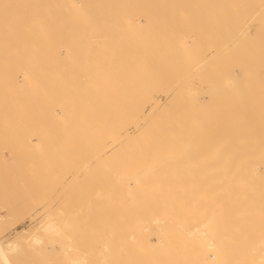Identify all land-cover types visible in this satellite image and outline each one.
Returning a JSON list of instances; mask_svg holds the SVG:
<instances>
[{"label":"bare ground","instance_id":"1","mask_svg":"<svg viewBox=\"0 0 264 264\" xmlns=\"http://www.w3.org/2000/svg\"><path fill=\"white\" fill-rule=\"evenodd\" d=\"M101 45L102 47H100ZM72 66L76 67V73L71 70ZM20 81L25 84L27 94L30 90L34 92L30 91L29 94L36 93L31 95V97L36 96L35 102L38 100V104L42 103V106L45 104L43 107L39 104L41 114L37 108L39 106L33 101L34 97H32V101H29V95L26 94L28 102L31 103L29 105L27 102L28 110L24 106L26 102L24 101L25 98L22 99L23 92L19 91ZM0 92V106H2L0 117V145L2 147L0 146V148H2V155H4L1 159L6 165L5 171H0V175H7V178L10 176L11 180L13 168L19 165L17 164L18 161L20 163L26 161L28 167L31 163L30 166L36 168L32 167L31 173L26 172L28 174L23 171V168H16L17 171L22 170L23 175L24 173L26 175H21L24 177L23 179L19 175V179L23 183L22 180L29 174H31L29 177H32V173L36 169V172L41 175L44 170L41 173L38 171L40 169L38 167L47 164L45 172L47 175L42 174V177L47 176L43 178L47 181L42 180V177L40 178L36 172L34 173V175L37 174L35 176L38 177L40 183L41 180L45 182L42 183L43 185L35 180L36 177L35 179L32 177V180L27 177L31 180L30 187L28 183L26 184L28 189L17 185L10 190L8 186H12V181H9L8 190L4 191L1 188L4 192H0V222L12 217L14 212L18 214V207L22 210L19 201L22 202V197L27 190L26 194L29 196H24L27 199L30 198V203L33 200L31 201L29 189L35 191L37 197L34 196V200L37 201L35 198H39V202H36V207L30 205L33 209L32 212L30 211V215L29 212L22 210L23 213L28 214V216L26 215L28 217L26 226H22L19 228L20 230H15L5 242H1L0 238V264H12L9 263L8 255L14 254L16 251L20 254L19 240H25L27 243L31 241V245L29 244L27 249L35 248V245L38 246L37 240L40 241V239H36L39 236H36L37 232L41 233V238L42 235L45 237L47 233L48 242L39 244L38 249L37 247L36 250L34 249L35 252L33 251V253L36 258L33 264H50L45 261V258L50 259L48 255L60 253L68 254V257L63 258L64 261L61 259L62 256L60 257L64 263L67 259L69 264L71 260L75 264H87V262L92 261L91 256L86 260L80 257L84 253L81 252L82 249L80 251L77 248L80 241L76 245L74 239L76 241L79 237V240L86 242L91 237L79 235L83 233L80 229L81 226L79 228L81 232H77L79 227H77V223L82 220V218L79 219L80 216L78 215L82 214L83 202L86 201L85 206L88 205V197L92 201V192L94 194L99 193L98 195L102 194L99 189L98 192L96 190L90 192L91 189L86 190L87 194L90 192L89 196L86 195L87 198L83 196L82 204L79 202V205L77 204L81 210L75 211L78 210L77 205L75 206L76 197L74 196V201L71 199L73 192L68 193L70 186L66 191V189H61L60 182H57V179L62 176H58V173H61L59 171L61 168L58 169V165L61 163L57 164L55 160L51 162L50 160L53 158L48 157L49 154L47 157L50 160L45 162L41 161L40 156H29L28 149L26 150L28 157L25 155L24 150L26 146H29L25 143L34 144L33 141L37 143L39 141H37L38 133L39 136H43L40 138L44 141H49L48 138L50 137H54L51 140H59L58 142L72 141V144L68 146L57 143L56 146H53V151L61 157L58 160L65 159L62 163H66L68 169L72 167L73 163L76 165L79 163L78 166L81 169L82 166H85V169L90 167L87 170L92 175L85 169L83 170L85 173L88 172L87 175L81 172V169L79 170L81 175H79L78 166L71 168V171L74 169L75 172H73L78 173L81 179H83L82 176L86 175L87 178L85 176L84 179L88 181L90 179L91 183L93 181L91 178L95 179L93 176H97L99 172L103 174L99 173L101 177L96 178L101 179H95L94 182L100 183L106 179L104 184H108L107 181L110 182L111 179H120L121 182L116 181L115 184L112 180L111 182H113V187L117 184V189H114V192L117 193L115 190H119L121 199L112 196V192L109 191L112 189L111 185L109 190L107 188L108 191L105 195L107 205L112 207L108 208L107 206V208L113 209L112 214L117 213L113 214L114 216L119 215L117 208L124 210L121 209L123 208L121 203H124V199L129 202L136 201V206L142 209L143 215H148L157 210L158 212L161 211L158 214L156 212L157 215L153 213L152 218H148L150 214L144 215L147 219L138 214H133L134 218H129L134 220L137 217L135 223L139 225L140 218L138 216L141 217V226L145 225L143 222L149 224L146 225V228H144L145 226L141 228L140 225L139 227L134 225V222H130L129 219L125 220L128 216H124L125 222L121 223L123 211L120 212V216L113 217L115 218L112 219L113 221L121 219L119 225L125 226L124 224L127 223L128 226L125 228L119 227L117 224L114 225L112 228H115V234L105 235V239L108 238L104 239L107 243L103 242L102 239L96 243L97 241L93 237L90 238L93 243L102 242V245L105 243L102 252L95 255L96 244L93 247L90 241V244L82 245L85 246L84 248H86V244L92 245L91 248L87 247L90 250L93 247L92 251L86 248L89 252L85 251L87 253L85 255L93 253V259H96V262L98 261L100 264H120V262L125 264L123 229L137 232L138 229L143 230L151 227L154 222L156 223L154 226L157 224L163 226L166 223L170 227L171 219L165 221L163 218L169 217L166 215H169L170 209L178 207L179 211L172 215L175 223L178 218L184 219L185 217L186 219L187 215H191L196 216L200 222H205V225L210 226L211 230H214L215 227L222 230L226 227L230 230L232 224H238L239 230L236 231L235 236L233 231L232 238H236V240L234 239L236 247L242 251L240 257L243 261L240 259L239 263L249 262V258L252 257L246 258L247 260L243 257L244 250L249 251L248 254L250 255L247 246L251 247L252 242H244L243 236L245 234L242 233V228L247 227L248 229L255 222V236L259 243H255L257 246L253 245L259 247L261 251L263 250L260 257L262 259L261 264H264V0H0ZM19 93L23 95L21 98L23 102L20 101ZM39 93L42 95L41 102L39 101L41 97L37 98ZM46 96H48L47 99L49 98L47 103L44 102ZM49 102L50 104H48ZM46 104L47 106L50 105L48 108L51 112L49 110L50 113L48 114ZM29 106L36 112L34 113L33 109V111L30 110L31 116L40 115L38 117L35 115L38 120L37 118H33L36 121L27 120L28 117L30 118L28 116ZM147 106L148 108L145 110ZM49 114L50 122L47 121ZM40 119L44 123L39 122ZM33 121H35L34 124L38 122L40 125L43 124V126L41 125L43 130H40L39 124V126L37 124L32 125ZM49 123L53 125L51 134V129L48 133L51 126ZM32 126L39 127V130L36 127L33 131ZM131 129H133L132 133H130ZM156 136L172 137L169 139H142ZM42 139L40 143L43 142ZM185 140H194L196 144L212 141L216 147V152L211 157L206 156L204 158L201 154L198 156L197 153V156L193 155L187 159H184L186 155L182 153H178L176 156L172 153L157 154L164 143L176 144L171 146L176 147ZM123 144H127L128 148L124 155H121L120 147ZM138 144H143L142 148H134ZM37 146L38 144L31 149L38 150V148L36 149ZM38 155H43V153ZM78 155L79 159L80 155L83 158L86 155L87 159H90V163L86 161L85 165L84 163L80 165L81 161L75 157ZM98 156L101 157L98 158ZM90 157L97 162L96 165L91 162ZM13 160H17L16 163ZM172 161H176L174 164L180 167L177 170H183L182 167L186 166L187 162L195 161L193 166L200 168V177L202 176L199 177L198 181L194 182V176L189 177V175L184 179L180 173L175 177H180L181 190L199 187L200 191L193 196L190 202L181 199V204L175 202V204L164 206L160 203V199L165 196L166 198L176 197L172 198L171 201L184 197H177L178 192L171 191L170 185L158 180L159 170L167 168V165ZM24 162L23 164H25ZM112 163L113 165H111ZM90 164H92V168L89 166ZM97 165L104 167L111 165L110 168L112 169L108 171L110 173L114 170L113 173L109 175L108 171L106 172L110 176V180L102 172L103 170H99L98 173L97 170H93L94 166L95 168L99 167ZM117 165L120 168L116 167ZM113 166L118 168V171L116 170L117 178L116 176L112 178V175H115V167L113 168ZM66 171L69 173V170ZM73 175L76 176L72 173ZM72 176H70L71 180ZM79 177L73 176L75 178L73 181ZM2 178L4 179V177ZM7 178L4 180L9 179ZM3 179H0V183ZM84 179L83 181H85ZM88 181L85 182L88 184ZM94 182L89 184L91 186L96 185V188L102 186V184L97 185ZM111 182L110 184H112ZM18 183L20 182L18 181ZM77 183L79 184L80 180ZM75 185L77 186V184ZM5 186L3 185V187ZM80 186L81 184L76 190L80 189ZM63 187L65 188V186ZM34 191L32 192L34 193ZM84 192L83 190L82 192L79 191L78 195L80 196L78 197L80 198ZM42 194L46 195L44 200L40 199L43 198ZM98 195L93 196L98 199ZM115 196H118V193ZM84 199L85 201H83ZM114 199L121 200L119 201L121 207H117L118 204L115 206ZM100 200L102 201V197ZM111 200L115 203L116 209L112 206ZM96 202L97 200H95ZM97 203L99 204V199ZM99 205L95 206V208L102 207L101 209L97 208L98 213H96L97 210L95 213L93 210L91 212V209L94 208L84 206L85 209H90L85 211L92 213V216L94 214L92 218L95 222H97L95 220L96 215H103L99 212L104 207L101 206V203ZM26 206L27 208L30 207L28 204ZM20 209L19 212L22 213ZM88 212H83L86 213L83 216L91 217ZM112 214L108 211V217ZM98 216L97 218H100ZM158 216H162V223L165 221L163 224L159 218L157 222L158 220L160 222H156ZM85 217V220L92 224L91 226L87 223L91 227L89 228L93 229V231H88V234L91 232L90 235H93L95 225V228L98 229L97 227L101 226V222L100 225L99 222L94 225L95 222L92 223L91 220H87V216ZM150 218L155 220H153V224ZM143 219H149V221ZM181 219L177 225L181 223ZM75 220L78 222L76 223ZM100 220L102 219H98V221ZM105 221L107 222L108 219ZM117 221L119 222V220ZM80 223L81 221L78 224L80 225ZM221 223L224 224L221 226L223 228L216 225L213 228L214 224L221 225ZM184 224L186 225V221ZM132 225L138 229H134ZM202 226L204 225H200L201 228L206 227ZM102 227L98 229L100 232L98 230L95 232L102 233L104 230ZM118 227L120 229L117 231ZM62 228L70 231V234L62 235ZM73 229H76L75 232L78 234L73 233ZM213 230L211 231L212 234H208L209 231L207 234L205 232L206 235L203 231V234L206 237L211 236L209 243L214 245V234L217 232L220 235L222 231L213 232ZM231 230L237 229L231 228ZM112 234L117 236L111 237ZM246 234L248 233L246 232ZM131 235L135 237L134 234ZM81 236L86 239H80ZM223 237L221 236V238ZM232 238L230 237V239ZM223 239L224 241H222ZM223 239H221L220 246L225 244L223 242L230 244L229 238ZM32 240L36 241V243L34 242L35 245ZM44 241L42 239V242ZM204 243L208 246L207 242H203V245ZM244 243H248L246 247H244ZM213 245L209 246L212 248ZM241 245L244 248H241ZM220 246L218 248L215 246L218 249L215 253H220L224 249L227 250L225 246L219 249ZM215 247L212 250L216 249ZM236 247L234 252L238 249ZM22 249L24 248L22 247ZM75 250L80 252H76L79 256L75 254ZM226 250L221 252L224 253L223 256L220 255L221 257H219L218 255V264L222 262L219 261L220 258L226 260L225 257L230 252L225 254ZM30 251L32 253V250ZM231 252L230 255L233 256L235 253ZM215 253L214 255H216ZM248 254L244 256L248 257ZM52 258L54 256L49 262L56 263L54 262L55 258ZM229 259L231 262L237 260L236 257L232 259L231 256ZM61 260L59 264H61ZM253 261L255 260L253 259ZM253 261L250 260L251 263ZM63 262L62 264H64ZM228 263L230 264V262ZM236 263L235 261L234 264ZM254 264L256 263L254 262Z\"/></svg>","mask_w":264,"mask_h":264},{"label":"rangeland","instance_id":"2","mask_svg":"<svg viewBox=\"0 0 264 264\" xmlns=\"http://www.w3.org/2000/svg\"><path fill=\"white\" fill-rule=\"evenodd\" d=\"M100 47H102V45L100 46ZM74 73H76L75 71H76V67L75 66H72V69H71ZM19 80H22V79H19ZM19 80H17V81H19ZM22 83V81H20V83H19V91H21V93L23 92V94H24V96L21 94V93H19V97H20V101L23 99L24 100V98H25V102H26V105H24V103H22L25 107L27 106V104L29 103V105H30V103L31 102H28V99H27V96H26V92H27V90H26V88H25V84H23ZM30 91H32V90H30ZM29 91V92H30ZM29 92H28V94L27 95H29L28 96V98H29V101L32 99V97H34V96H32L31 97V95H34V94H36V93H34V94H29ZM32 92H34V91H32ZM31 92V93H32ZM20 94H21V96H20ZM22 96H23V98H22ZM26 96V97H25ZM37 98H39V96L41 97L40 99H39V101L41 102L42 101V95H40V93H39V95L37 94ZM47 97L48 96H46V100L44 101V99H43V101L45 102V103H47V101H49V98L47 99ZM164 97V96H163ZM22 98V99H21ZM35 98H36V96L33 98V101H34V103H37V101L35 102ZM160 98V97H159ZM163 99V98H162ZM23 100L21 101V102H23ZM32 101V100H31ZM28 102V103H27ZM33 103V105L34 106H36V104H34ZM0 104H1V92H0ZM40 105H41V107H43V106H45V104H43V106H42V103H39ZM39 104L37 103V105L39 106ZM48 104H50V102L48 103ZM31 106H32V104H31ZM31 106H29V111H28V116H30V118L28 117V119L27 120H30L31 121V119H33V118H37L38 116H40V115H37V114H35L37 117H35V115L34 116H31V114L29 113L30 112V110H32L33 108H35V107H31ZM46 106H47V104H46ZM48 106H50V105H48ZM48 106H47V108H48ZM31 107V108H30ZM37 107V106H36ZM40 106L39 107H37V108H39V113H40V108H41ZM46 108V107H45ZM148 108V106L145 108V110ZM25 109V108H24ZM26 109L28 110V107H26ZM25 109V110H26ZM36 109V108H35ZM43 109V108H42ZM41 109V110H42ZM26 110V111H27ZM34 110V109H33ZM32 110V111H33ZM47 110V109H46ZM49 110H50V108H48V110L46 111L47 112V114L48 113H50L51 112V110H50V112H49ZM32 113V112H31ZM34 113H36L35 112V110H34ZM33 113V114H34ZM37 113H38V111H37ZM1 114H2V106H0V117H1ZM30 114V115H29ZM41 114V113H40ZM51 115H52V113H51ZM27 117V116H26ZM49 118V119H48ZM48 118H47V121H49L50 122V114H49V116H48ZM35 119H33V120H35ZM37 120H38V118H37ZM36 121V120H35ZM35 121H33V124L32 125H40V123L39 122H41V119H40V121L38 122V123H35L34 124V122ZM47 121H45V123H47ZM29 122V121H28ZM31 123V122H30ZM41 123H44V121L43 122H41ZM29 124V123H28ZM50 124V123H49ZM48 124V125H49ZM53 124V123H52ZM38 125V126H39ZM42 126H43V124H41ZM41 125L39 126V127H41ZM48 125H46V126H48ZM51 125V124H50ZM33 127V128H32ZM31 128H32V130L34 131V128H36V127H34V126H32ZM39 127H37V129L39 130ZM48 128H49V126H48ZM52 128H53V125H51L50 126V128L48 129V133H49V130L51 131L50 132V134L52 133ZM36 129V130H37ZM31 130V131H32ZM37 130V131H38ZM40 130H43V127H41L40 128ZM47 130V129H46ZM37 131H35L36 133H37ZM41 132V131H40ZM47 132V131H46ZM133 132V129H131V132L130 133H132ZM42 134H43V131H42ZM40 135H41V133H40ZM42 136V135H41ZM41 136H39V133H38V137L40 138ZM51 136V135H50ZM43 137V136H42ZM172 137V136H171ZM171 137H167V136H159V137H151V138H149V137H145V138H142V139H144V140H146V139H149V140H151V139H154V138H159V139H169V138H171ZM37 139V143H36V141L34 142H32V143H34V144H30V143H25V145L26 144H28L29 146V148L26 146V148H25V155L28 157V154H26V150L28 149V151H27V153L29 152V156H31V155H35V156H40V159L42 158V160L41 161H46V160H50L48 157H52L53 159H51L50 161L52 162V160L54 161H57L56 163L57 164H59V163H61V164H59L58 165V169H59V167L61 168V169H59V171H61V173L59 172L58 174V176H60V175H62V176H60L59 178L60 179H57L58 181V183H59V186H60V188L62 189H66V191H68L67 189H69L68 188V186H70V189H69V191H68V193L70 194V192H73V194H71V199L73 200V198H74V196L76 197V200H75V206L78 204V202L79 203H81L82 204V198H83V196L85 197L86 195H88L90 192H92V191H94V190H100V192H101V194L102 195H98V194H94V192H92L91 193V195H92V201H90L91 199L88 197H85V198H87L89 201H87V203H88V205H86L85 206V204H86V201H85V199L83 200V201H85V202H83V204H82V206H81V204H80V207H82L81 209L79 208V204L76 206L77 208H78V210H75V211H79V210H81L80 212L82 213L81 215H82V217H81V215H78V216H80L79 217V219H81L82 218V220H79V222L81 221V223H80V225L78 224L79 222H78V220H77V222H76V220H75V222L77 223V232L78 231H80L81 232V230L80 229H82V231H83V233H81V234H79V235H82V236H84V237H89V236H91V237H89L87 240L88 241H86V242H84V241H82V240H79V237L76 239V241H75V239H74V242H75V244L77 245V242L79 243V241H80V244H78L77 246V248L78 249H80V251H81V249L83 250V251H81V252H83L84 253V255L83 256H80V257H83V259H85L86 260V258L88 259L90 256L92 257V261H90V262H87V261H84V262H87V264H100L98 261L96 262L95 260L96 259H93V257L94 256H92V254L90 255V253L88 254V255H85V254H87V253H85V251L86 252H89V248H91V246L93 245V247H95L94 245L96 244V243H98V240L99 239H102L103 240V242H105V243H107L105 240L106 239H108V238H106L105 239V235L106 234H111V233H113V234H115V228H112L114 225H116L117 224V226H122V225H119V224H121L122 222H125V220H127V219H129V218H131V217H133L134 215L133 214H138L139 216H141V217H143L144 219H147V217H144V215H146V214H142L141 212V208L139 207H137L136 205H137V202L136 201H133V202H129V201H127L126 199H124L123 201H124V203L122 202L121 203V205H123L122 207L123 208H121V209H124V210H120L119 208H117V207H121V205H120V202L119 201H121V200H115V201H113V200H111V202L113 201V202H116V205L115 206H117V204H118V206L117 207H115L114 206V204L115 203H113V205L112 206H114L115 207V209L116 210H118V213H119V215L118 216H120V212L121 211H123V216L121 217L122 218V220L121 219H116L115 221H113L115 218H113V217H115V216H117V215H113V214H117L116 212L115 213H113L112 214V212H113V209L111 210V209H108V208H112V207H110V206H108L107 204V202H106V199H105V195L107 194V191L110 189V185H111V187H112V189L111 190H109V191H111L112 192V196L114 195V197H119L118 199H121V194L119 193V190L117 191V190H115L117 193H118V196H115L117 193H115L114 192V189H117V184L113 187L112 185H113V182H114V184H115V182L116 181H118V182H121L120 181V179L119 180H114V179H111L110 178V176L109 175H111L112 173H113V171L114 170H112L110 173H109V171L108 170H110V169H112V168H110L111 167V165H113V163L110 165V167H104V166H100V165H97V166H99V167H96L95 168V166L93 167L94 169L93 170H97V173H98V171L99 170H103L102 172H104L105 174V176L110 180H112L113 182H111V180H110V182L112 183V184H110V182H108L107 181V183L108 184H104V181L106 180H103V182L101 183H98L97 181H95L94 182V180L96 179V180H98L96 177H101V175L100 174H103V173H101V172H99L98 174H97V176H93V177H95V179L94 178H91V179H93V181H91V183H95V184H97V185H101L102 184V186H104L102 189H101V187H98L97 186V188H96V185L94 186V184L91 186L90 184V179H89V181L88 180H85L84 179V177L87 175V173L89 172V174H91L90 173V171H88L89 169H90V167H88V165H86L87 167V169H85V166H82V169L81 168H79L80 166H78V164L76 165V164H72L71 166L72 167H69V169L67 168V165H66V163H62L63 162V160H65V159H61V160H58V158L60 159L61 157L57 154L56 155V153H54V151H53V146H56L57 145V143H61L63 146H68V145H71L72 144V141L71 142H69V141H67V140H65V141H61V142H58L59 140H51V139H53L54 137H50V138H48V137H44V138H48V139H50L49 141H47L46 139V141H44V139H42V138H40V139ZM43 140V142H41L40 143V140ZM126 140V139H125ZM232 141H233V139H232ZM38 144V146L36 147V149L38 148V150H35V148H32L31 149V147H35V145L36 144ZM42 144V145H41ZM33 145V146H32ZM173 145H176V144H171V143H169V142H167V143H164V145H163V147L162 148H159V150H158V153L157 154H160V155H163V154H171L172 153V155H174V156H176L178 153H182V154H185L186 156H184V159H187V158H191V157H193V155H196L197 156V153H198V156H200V154L205 158L206 156H212L215 152H216V147H215V145L212 143V141H207V142H205V143H202V144H196L195 143V141L194 140H185V141H183V143L182 144H179V145H177L176 147L174 146V147H171V146H173ZM1 146V145H0ZM142 146H143V144H138L137 146H135L134 148H137V147H141L142 148ZM158 146H160V144H158ZM2 147V146H1ZM43 147V148H42ZM49 148V150H48V148ZM122 147V148H121ZM121 147H120V149H121V151H122V154L121 155H124V153H125V151L127 150V148H128V145L127 144H123V145H121ZM169 147H171V148H169ZM51 148H52V150H51ZM2 148H0V159H1V157L2 156H4V155H2L3 154V151L1 150ZM36 151H34V150ZM43 149V150H42ZM55 149V148H54ZM33 150V151H32ZM73 150V149H72ZM23 151V152H24ZM49 151V152H48ZM37 152H40V153H37ZM35 153V154H34ZM43 153V155H38V154H42ZM65 154H71V153H67V152H64ZM47 154H49V156L47 155ZM54 154V155H53ZM48 156V157H47ZM75 157H77L78 159H79V155L78 156H75ZM86 157V155L84 156V158ZM93 158H94V156H92ZM97 157V156H96ZM99 157H101V156H98V158ZM202 157V158H203ZM77 158H75V159H77ZM83 158V156H81L80 155V165H81V163H82V165H83V163H84V165L86 164V161L88 162V163H90V159H87L88 157H86L85 158V160H83L82 159ZM91 158V157H90ZM44 159V160H43ZM87 159V160H86ZM92 159V158H91ZM93 160V161H92ZM91 160V162L93 163L94 162V164L96 165V161H94V159H92ZM15 161H17V160H13V162L14 163H16ZM60 161V162H59ZM85 161V162H84ZM24 162V161H23ZM23 162H21L20 163V161H18V163L17 164H19V165H16V167L15 168H13L14 170H13V173H12V175H11V180H10V176H8V178L6 177V176H3L2 174V176H1V178L0 179H3L2 177H4V179H8V180H4L5 182H7V183H5L3 180H1L2 181V183H0V184H2L1 185V187H0V192H4V191H6V189L8 190V188H7V186L10 184V182H11V184H12V186H8V187H10V190L12 189V188H15V187H17V185L19 186V187H21V186H23L24 187V189H26L27 188V186L28 185H26L27 183L29 184L30 183V181L32 180V177H34V179H35V177L37 176V174H39L38 172H36L37 171V169L35 170V172L37 173V174H35L34 175V173H32L33 175H32V177H29L31 174H29V176L27 175V177H29L31 180H29V178H27V177H25V179L24 180H22V182L24 183H21V179H23L24 177V175H25V173L26 172H30L31 173V170H32V167L33 166H30L31 165V163H29V167H31V169H29V167L27 166V164L25 163V164H23ZM43 162V163H44ZM50 162V163H51ZM113 162H115V161H113ZM116 162H117V160H116ZM27 163H28V161H27ZM42 163V162H41ZM87 163V164H88ZM108 164H109V162H107ZM174 163H176V161H172L170 164H168L167 165V168H165V169H162V170H159L160 172H159V176H158V180H160V181H162L164 184H168V185H170V187H171V191H174V192H178V194H177V197H181V196H184V197H182V198H179V199H176V200H172L171 201V199L172 198H176V197H172V198H166V196L164 197V198H162V199H160L161 200V204L162 205H167V204H175V202L176 203H178V204H181L182 203V200L181 199H184V200H187V201H192V198H193V196H195V194H197V193H199V191H200V189H199V187H197V188H192L191 190H189V189H183V190H185L184 192H181V191H183V190H181V185H180V183H179V181H180V177L179 178H177V177H175L176 175H179V173H180V175L185 179V177H187V175H189V177H192V176H194V178H193V181L195 182V181H198L201 177H200V168L198 167V168H196V166H193V164L195 163V161L194 162H191V163H189V162H187V165L186 166H184V167H182V169L183 170H177V169H179L180 167H178L177 166V164H174ZM1 164H2V166H1ZM20 164L22 165V167L20 166ZM25 165V166H24ZM33 165V164H32ZM43 165V167L41 166V167H38V171L39 172H43V170H44V172L43 173H45L46 172V169H47V164L45 165V164H42ZM66 167H65V166ZM92 164H90L89 166H91ZM106 165V164H105ZM18 166V167H17ZM24 166V167H23ZM63 166V167H62ZM74 166H78V168L79 169H77V168H75V169H77L78 171L81 169L82 171L81 172H84L85 173V171L87 170L88 172H86L85 174H83V175H85V176H82V178L85 180V181H88L89 183V185L87 184V182H85V181H83V179H81L80 177H79V175H81V173H80V171H79V175H78V173H74L75 172V170L74 169H72V171H71V168H74ZM180 166V165H179ZM191 167V168H188V167ZM46 167V168H45ZM84 167V168H83ZM102 167V168H101ZM115 166H113V168H114ZM116 167H119V165H117ZM115 167V172H114V176L112 175V178L113 177H115L116 176V178H117V174L118 173H116V170L118 171V168H116ZM4 168H6V165H5V163L3 162V159H1L0 160V171L2 172V170L3 171H5V169ZM16 168H23V171L25 172L24 173V175H23V172H22V170H19L21 173L19 174V171H17L18 169H16ZM33 168H36V167H33ZM43 168V169H42ZM69 170V173L70 172H72L73 174H76V176L75 175H73L74 177H79L78 179H76V181L74 180L73 181V179H75V178H73V176H72V173H68L66 170ZM91 168H92V166H91ZM120 168V167H119ZM188 168V169H187ZM83 169H85V171L83 170ZM176 170V171H175ZM198 170H199V173H198ZM34 171V170H33ZM74 171V172H73ZM108 171V172H107ZM184 171H185V173H184ZM62 172H64V173H62ZM92 172V171H91ZM94 172V171H93ZM109 173V175H107V173ZM121 172V171H120ZM119 172V173H120ZM123 172V171H122ZM4 173V172H3ZM6 173V172H5ZM4 173V174H5ZM17 173V174H16ZM28 173H26V174H28ZM42 173V174H43ZM68 173V174H67ZM94 173V174H95ZM16 174V175H15ZM42 174L40 175H38V176H40V178L42 177ZM46 175H47V173H45ZM13 175H14V177H13ZM21 175H23V176H21V179H19L20 178V176ZM92 175V174H91ZM90 175V176H91ZM18 176V177H17ZM26 176V175H25ZM70 176H72V180H71V177ZM6 177V178H5ZM45 177V175L42 177V180H44L43 178ZM47 177V176H46ZM45 177V178H46ZM67 177H69V178H67ZM103 177V176H102ZM120 177V176H119ZM200 177V178H199ZM14 178V179H13ZM37 179H35V180H37L38 181V177H36ZM61 178H63V179H61ZM85 178H87V176L85 177ZM28 179V180H27ZM48 179V178H47ZM66 179H67V181H66ZM71 180V181H73L72 183H70L69 182V180ZM101 179V178H100ZM99 179V180H100ZM15 180V181H14ZM26 180V182H24ZM35 180H33V181H35ZM40 180V179H39ZM41 180V183L39 182V184H42V183H45L44 181L46 180H44V181H42ZM78 180H80V183L78 184L77 183V181ZM10 181V182H9ZM16 181H17V183H18V181L21 183V185H19L20 183H16ZM47 181V180H46ZM14 182H15V184H14ZM74 182H75V184H77V186L74 184ZM97 182V183H96ZM70 183V184H69ZM117 183V182H116ZM46 184H48V183H46ZM45 184V185H46ZM63 184V185H62ZM65 184V185H64ZM74 184V185H73ZM81 184V186H80V189H77V190H79L80 192H82V190L83 191H85L84 193H82L81 194V197L79 198L78 196H80V195H78L79 193V191L77 192V190H76V188H78V185H80ZM84 184V185H83ZM3 185L5 186V187H3ZM30 185L31 184H29V187H30ZM43 185V184H42ZM44 185V186H45ZM73 186V188H72V186ZM82 185H83V187H82ZM105 185H107L106 187H105ZM195 185V184H194ZM63 186H65V188L63 187ZM75 186V187H74ZM88 186L90 187L91 186V188H88ZM186 186H187V182H186ZM26 187V188H25ZM88 188V189H86V188ZM4 190H2V189ZM5 188V189H4ZM83 188V189H82ZM106 188V189H105ZM107 188H108V190H107ZM23 189V188H22ZM28 189V188H27ZM91 189V190H90ZM31 190V191H30ZM36 190V189H35ZM86 190H90V192L87 194L86 193ZM98 190V191H99ZM102 190V191H101ZM32 191H34V190H32V189H29V193L31 192V194H30V197L32 198L31 199V201L33 200V201H35L34 200V196H36V194H35V191H34V193L32 192ZM97 191V192H98ZM191 191V192H190ZM27 192H28V190H27ZM27 192H25V194L24 195H26V196H29V195H27L26 193ZM77 192V193H76ZM202 192V191H201ZM200 192V193H201ZM34 195H33V194ZM86 193V194H85ZM96 193V192H95ZM109 193V192H108ZM44 194V193H43ZM42 194V196H43V198L41 197L40 199H42V200H44L46 197V195H43ZM84 194V195H83ZM23 195V197H22V202H21V200L19 201L20 202V206L22 207V210H23V212L24 211H26V212H29L28 214L30 215L31 214V212H32V207H36L37 206V203L39 202V198H35V199H37V201H35V203H36V205H35V203H33V201L30 203V198L28 197V199L26 198V196H24ZM31 195H33V196H31ZM77 195V196H76ZM90 195V196H91ZM93 195H98V199H99V204L101 203V206H103L104 208H103V210H100L101 212H99L100 214L102 213L103 215H100V216H98V215H96V217H95V220H97V222H95L94 221V218H92V217H94V214H93V216H92V213H90V212H88L89 210H88V208H86L88 211H85L86 209H85V207H91V208H94V209H91V212H92V210L94 211V213L96 212L95 210H97V212L96 213H98V209L97 208H99V207H96L95 208V206L97 205V206H100L97 202H98V199H95V198H97V197H94ZM0 196H1V194H0ZM102 197V201H103V205H102V201L100 200L101 199V197ZM176 196V195H175ZM37 197V196H36ZM39 197V196H38ZM77 197H78V199L80 200H78L77 199ZM93 197H94V201H93ZM24 200V201H23ZM29 201V203H28V201ZM95 200H97V204L95 203ZM74 201V200H73ZM101 201V202H100ZM19 202L17 203L18 205H19ZM28 204V206H30L31 207V209H29L30 207H28L27 208V206H26V204ZM91 202V203H90ZM109 202V201H108ZM125 202H127V203H125ZM23 204H25V205H23ZM34 204V205H33ZM90 204H91V206H90ZM94 204H96L95 206H94ZM110 204V203H109ZM111 205V204H110ZM24 206V207H23ZM85 206V207H84ZM107 206H108V208H107ZM18 207V206H17ZM29 209V211H27V209ZM113 207V208H114ZM76 208V209H77ZM84 208V209H83ZM102 207H100L99 209H101ZM108 209V211H109V213L111 212V214L113 215H111L110 217H108V211H107V209ZM19 207H18V214H17V212H14L13 213V216L12 217H9V218H7V219H3L1 222H0V226H1V228H2V230L0 231V238H1V242H5L6 240H7V238L8 237H10V235H12L13 233H14V231L15 230H17V229H19V228H22V226L24 227V225L26 226L28 223H27V216H28V214L25 212V213H23L22 212V210L20 209V211L22 212V213H20L19 212ZM114 209V210H115ZM17 210H15V211H17ZM115 210V211H116ZM120 210V211H119ZM169 210V209H168ZM31 211V212H30ZM177 211H179V208L177 207V208H175V207H173V209H170L169 210V215H166V213H164L165 215H166V217H168V218H163V220H165V221H169L168 219L170 218L171 219V225H169L170 227H168L167 226V224L166 223H164L165 221H163V223L165 224H163L162 223V219H161V217H157L156 218V222H157V219L159 218V220L161 221V223L163 224V226H160V224L158 225H156V226H154V224H156L154 221V219H155V217H156V215L158 214V213H161V211H159L158 212V210L157 211H153V213H155L156 214V212H157V214L155 215V217H154V221L151 219L152 218V212L151 213H149L150 214V216H148V215H146V216H148V218L149 217H151L150 218V220L152 221V224H153V222H154V224L151 226V222H150V226L151 227H148L147 229H138V228H134L133 227V225H132V227L134 228V229H138V231L137 232H135V231H130V230H125V229H123L124 231H123V241H124V261H125V264H218V260H217V257H218V255H219V257H221L220 255H224V253H221V252H224V250H226V249H224V250H221V252L220 253H215V251L217 250L218 251V246H220L221 245V239H223V238H226V239H230V237L232 238L233 237V233L235 232V234H234V236L237 234V232L236 231H238L239 230V227H238V224H230L231 226V228L232 229H237V230H231V228H230V230L229 229H226V227H224V229L222 230V229H217V227H215V225L216 226H218V227H221V226H224V224H222L221 223V225H217V224H214L213 225V228H214V230H213V232H216V231H222V233H220V235H218V233L216 232V234H214L215 235V237H213V239H215V242H213L214 240L212 239V242L213 243H215L214 245L213 244H211V243H209L210 242V238H212L211 236H205L206 234H207V232L209 231V230H211V227L209 226L208 227V225H205V222H200L199 221V219H197L196 218V216H189V215H187L188 217H186V219H185V217L184 216H181V217H184V219H181V218H178V221H177V219H176V221L177 222H179L180 220L179 219H181L182 221L183 220H185L186 221V225L184 224L185 223V221L182 223V221H181V223H182V225H181V223L180 224H178L177 225V222L175 223V219L173 218L174 216H172L174 213H176ZM187 211H190V210H187ZM80 212H79V214H80ZM83 212H88V214L90 213V215H91V217H88V215H84V216H87V220H91L92 221V223L93 222H95L94 223V225L95 224H97L98 222H99V225H100V222H101V226H99V227H97L98 229L100 228V227H102L104 230L102 231V233H96L97 231L96 230H98V229H96L95 227H96V225H95V227H94V229H95V231L93 232V235H90V233L88 234V231H93V229H90L91 227L90 226H88V224H91V222L89 223V222H87L85 219H86V217L84 218V216H83V214H86V213H83ZM106 212V213H105ZM129 212H131L129 215H127ZM78 213V212H77ZM122 213V212H121ZM15 214V215H14ZM76 214V213H75ZM142 214V215H141ZM164 214H163V217H165L164 216ZM171 214V215H170ZM27 215V216H26ZM110 215V214H109ZM132 215V216H131ZM159 215H161V214H159ZM76 216V215H75ZM78 216H77V219H78ZM97 216L98 217H100L102 220H100V221H98V219H100V218H97ZM104 216V217H103ZM117 216V217H118ZM124 216H128V218H126L125 219V217ZM136 216V215H135ZM138 216V218H140L141 219V217H139ZM106 217H108V218H106ZM89 218H92V219H89ZM97 218V219H96ZM111 220H110V219ZM120 218V217H119ZM123 218L125 219V220H123ZM134 218V217H133ZM137 218V217H136ZM135 218V219H136ZM173 218V219H172ZM85 220V222H84V220ZM105 219H108V221L106 222L105 221ZM113 219V220H112ZM135 219L134 220H130V222L131 221H133L134 223V225L136 224V225H138V223H135ZM139 219V222L141 223H139V225L141 226L142 225V219L140 220ZM143 219V220H144ZM110 220V221H109ZM117 220H119V222L117 221ZM120 220H121V223H120ZM138 220V219H137ZM158 220V222L157 223H159L160 221ZM111 221H113V222H111ZM144 221H149V219L148 220H144ZM207 221V220H206ZM83 222V223H82ZM129 222V221H128ZM138 222V221H137ZM88 223V224H87ZM199 223H202L204 226H202V227H205V228H201L200 227V225H202V224H199ZM3 224V225H2ZM111 224H113V225H111ZM130 224V223H129ZM132 224V223H131ZM143 224H145V225H143V226H141V228H143L144 226V228H146V225L148 226L149 224H147V222H143ZM161 224V225H162ZM125 226H128L127 225V223L126 224H124ZM139 225H138V227H139ZM184 225V226H183ZM199 225V226H198ZM236 225V226H235ZM80 226H81V228H80ZM91 226H92V224H91ZM125 226H122V227H125ZM229 226V225H228ZM234 226V227H233ZM90 227V228H89ZM92 227V228H93ZM109 227V228H108ZM118 227V229H117V231L120 229ZM129 227H131V226H129ZM128 227V228H129ZM165 227H168V228H165ZM236 227V228H235ZM0 228V229H1ZM80 228V229H79ZM90 230H89V229ZM102 228H101V230H102ZM108 228V229H107ZM125 228H127V227H125ZM153 228V229H152ZM163 228V229H162ZM201 228V229H200ZM210 228V229H209ZM221 228H223V227H221ZM227 228H229V227H227ZM152 229V230H151ZM195 229V231L193 232V230ZM200 229V230H199ZM204 229V230H203ZM207 229V230H206ZM209 229V230H208ZM20 230V229H19ZM132 230V229H131ZM139 230H141L140 232H139ZM146 230V231H145ZM151 232H150V231ZM198 230V231H197ZM202 230V231H201ZM211 230V231H212ZM76 231V229H73L72 230V232L73 233H77V232H75ZM99 232H100V230H98ZM203 231H204V234H205V232H206V234L204 235L203 234ZM211 231H209L208 232V234H212V232ZM234 231V232H233ZM255 231H256V223L254 222L252 225H251V227H249L248 229H247V227H245V228H242V233H244L245 235L243 236V238L245 239V241L244 242H252L251 244L253 245H255V243L256 244H258L259 242H257V240H258V238H256V236H255ZM41 232V231H40ZM65 232V233H64ZM70 231H68L67 229L65 230V228H62L61 229V234L62 235H67L68 233H69ZM80 232H78V233H80ZM107 232V233H106ZM134 232V233H133ZM139 232V233H138ZM159 232V233H158ZM191 232H193L192 234H191ZM246 232L248 233V234H246ZM39 232H37V234H36V236H38V238H36V239H40V241H38L37 240V244H38V246L37 245H35V243H36V241H34V240H32L33 241V244L35 245V248L37 247V249H38V247H39V244H44V243H47L48 241H47V239H46V236L48 237V234L46 233V236L44 237L43 235H42V238H41V233H39ZM72 233V234H73ZM77 233V234H78ZM88 234V235H85V234ZM96 233V234H95ZM138 233V234H137ZM146 233V234H145ZM148 233V234H147ZM152 233V234H151ZM153 233H155V234H153ZM42 234H43V232H42ZM70 234V233H69ZM68 234V235H69ZM95 234V235H94ZM111 235V237H114V236H117V235ZM117 234H119L118 232H117ZM131 234H134V236L135 237H133V235H131ZM160 234H162V235H160ZM199 234V235H198ZM203 234V235H202ZM45 235V234H44ZM108 235H107V237H108ZM130 235H131V238H129L130 237ZM138 235V236H137ZM149 235V236H148ZM151 235V236H150ZM213 235V236H214ZM230 235V236H229ZM78 236V235H77ZM82 236H81V238L80 239H86V238H82ZM103 238H102V237ZM141 236V237H140ZM148 236V237H147ZM200 236V237H199ZM221 236L223 237V238H221ZM229 236V237H228ZM40 237V238H39ZM75 237V236H74ZM92 237H93V239L95 240V241H97L96 243L94 242L93 243V241H91V239H92ZM147 237V238H146ZM203 237V238H202ZM91 238V239H90ZM128 238H129V240H131V241H129L128 240ZM221 238V239H220ZM42 239H43V241L44 242H42ZM90 239V240H89ZM105 239V240H104ZM113 239V238H112ZM111 239V240H112ZM115 239V238H114ZM117 239H118V237H117ZM210 239V240H209ZM218 239V240H217ZM228 239V241H229V243L230 244H226V242H223V243H225L224 245L222 244V246H225L226 247V245H227V250H226V252H225V254L228 252V251H230L234 246L236 247V242L234 241V239L236 240V238H232V239H230L229 240ZM257 239V240H256ZM120 240V239H119ZM146 240V241H145ZM204 240H206V241H204ZM209 240V241H208ZM25 241V240H24ZM23 240H19V242H18V244H19V246L21 245V248L19 247L18 249H21V250H19L20 251V254L16 251L14 254H9L8 256H9V263H12V264H33V262H34V260H35V258L36 257H34V253H33V251H34V249L35 248H32L31 246H30V248H32V249H27V246H29V244L31 245V241H28V243L25 241L24 242ZM91 242V246H89L88 244H90V242ZM101 241V240H100ZM99 241V242H100ZM219 241V242H218ZM222 241H224V239L222 240ZM225 241H227V240H225ZM35 242V243H34ZM203 242H207V244H208V246L210 245V246H212L213 245V247H215L216 249H214V250H212V248L209 246V248H208V246L206 245V243H204V245H203ZM26 243V244H25ZM85 243H88V244H86V248L87 247H89V248H87V249H89L88 251L86 250V248H84L85 246H82V245H84ZM101 243V244H100ZM99 244H96V248H95V255L98 253V252H102L103 251V248H104V245H105V243L102 245V242H100ZM217 243H219L218 245H216ZM232 244H235V245H232ZM246 244H248V243H244V247H246L247 245ZM34 245H33V247H34ZM229 245H231V246H233V247H231V246H229ZM242 245H243V243H242ZM241 245V248H244L243 246ZM250 245L251 247H249V246H247V248L250 250V255L248 254L249 253V251H247V250H244V249H242V250H244L245 252H247V254L249 255L248 257L247 256H244V255H247V254H245V252L243 253L244 255H243V257L246 259H248L250 256H252L251 258H249L251 261H253V259L255 260V261H253V263H251L250 262V260H248L249 262H246V261H244V262H242L243 260L241 259V257L240 256H242V251H240V249L238 248V247H236V248H238V249H236L235 250V252L233 251L234 249H235V247L232 249V252L231 253H235V254H233V256H232V254L230 255V252H228V255H227V257H225L226 258V260L224 261V260H222L221 258V260L219 259V261H222L221 263L223 264H229L228 262H230V264L233 262V264L235 263V261L238 263V264H249V263H251V264H254V262L256 263V264H261V262H262V259H261V255L263 254V250L261 251L260 249H259V247H255V246H257V245ZM222 246H220L219 247V249L222 247ZM22 247L24 248V249H22ZM26 247V248H25ZM81 247V248H80ZM93 247H92V249H93ZM225 247H223V248H225ZM75 248H76V246H75ZM76 248V249H77ZM85 250H84V249ZM222 248V249H223ZM229 248H231L230 250H229ZM246 248V249H247ZM258 248V249H257ZM77 249V250H78ZM92 249L90 250V251H92ZM30 250H32V253H31V251ZM36 250V249H35ZM239 250V251H238ZM22 251V252H21ZM94 251V250H93ZM238 251V252H237ZM35 252V251H34ZM76 250H75V254H76ZM141 252V253H140ZM144 252V253H143ZM241 252V253H240ZM23 253V254H22ZM77 253H80L79 251L77 252ZM214 253L217 255H214ZM237 253H239V254H237ZM262 253V254H261ZM19 254V255H18ZM74 254V255H75ZM239 255L238 257H239V261H238V257H237V255ZM77 256H79L78 254H76ZM81 255H82V253H81ZM234 255H236V256H234ZM27 256V257H26ZM50 256V259H51V257L52 256H54V258H52V259H54V262H56V263H53V262H49L50 261V259H47V257L45 258V261L46 262H48V263H50V264H59L60 263V260L62 259L63 261H64V259L66 258V257H68V254H65V255H63L62 253H60V254H57V255H48V257ZM62 256V258L60 259V257ZM71 256H72V254H71ZM76 256V257H77ZM230 256H231V258L233 259V257L235 258L236 257V259L237 260H234V261H230ZM69 257H70V255H69ZM75 257V258H76ZM80 257H79V259H80ZM229 257V258H228ZM242 257V258H243ZM260 257V258H259ZM31 258V259H30ZM64 258V259H63ZM73 258V257H72ZM74 258V259H75ZM78 258V257H77ZM225 258H223V259H225ZM243 258V259H244ZM228 259H229V261H228ZM240 259L242 260L241 262L242 263H239L240 262ZM246 259V260H247ZM48 260V261H47ZM59 261V262H57V261ZM61 260V264H62V261ZM76 260V259H75ZM74 260V261H75ZM67 261H68V259H67ZM67 261H65V263H67ZM73 260H71V263H73V264H75L74 262H72ZM217 261V262H216ZM70 262V261H69ZM92 262V263H91ZM226 262V263H225ZM64 263V262H63ZM64 263V264H65ZM70 263V264H71ZM221 263H219V264H221ZM236 263V264H237ZM67 264H69V263H67ZM120 264H121V262H120ZM122 264H124V263H122ZM263 264V263H262Z\"/></svg>","mask_w":264,"mask_h":264}]
</instances>
